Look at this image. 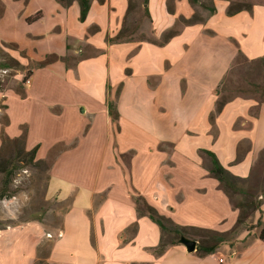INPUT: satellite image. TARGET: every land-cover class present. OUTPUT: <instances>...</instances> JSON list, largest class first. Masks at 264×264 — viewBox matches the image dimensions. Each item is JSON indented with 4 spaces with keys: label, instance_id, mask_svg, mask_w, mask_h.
<instances>
[{
    "label": "crops",
    "instance_id": "obj_1",
    "mask_svg": "<svg viewBox=\"0 0 264 264\" xmlns=\"http://www.w3.org/2000/svg\"><path fill=\"white\" fill-rule=\"evenodd\" d=\"M208 5L213 14H201L190 0H173L171 6L168 0H148L154 39L194 12L203 19L180 26L178 34L158 46L106 41L119 32L127 0H90L83 23L77 1L64 8L46 0L44 17L54 15V28L65 33L67 50L45 66L8 53L24 70L9 76L0 90V118L6 119L0 123V146L2 130L10 139L26 130L25 150L37 146L36 160L48 163L46 200L70 204L59 228L34 220L0 226V264H35L43 244L48 246L46 264H264L262 238L248 240L252 233L247 232L233 249L223 245L198 255L177 243L158 253L160 227L137 215L132 198L142 197L182 228L225 232L237 220V211L209 172L205 151L232 175L247 178L264 148V104L251 116L254 98L236 97L210 118L216 89L238 52L249 60L264 59V4L233 16L226 14L229 0ZM203 44L209 50L222 47L220 64L210 75L196 76L190 61L197 57L195 47ZM117 54L123 62L113 79ZM27 69L32 75L22 83ZM108 101L115 103L116 123ZM242 143L245 151L235 162ZM261 217L264 229V203ZM257 239L262 248L255 245Z\"/></svg>",
    "mask_w": 264,
    "mask_h": 264
},
{
    "label": "trees",
    "instance_id": "obj_2",
    "mask_svg": "<svg viewBox=\"0 0 264 264\" xmlns=\"http://www.w3.org/2000/svg\"><path fill=\"white\" fill-rule=\"evenodd\" d=\"M23 1L25 4L28 0H17ZM64 8H68L74 0H56ZM79 6V22L83 23L86 20L88 12L90 10V0H75ZM103 1V0H99ZM193 4H198L201 9L207 11L209 14H213L215 9L210 7L205 2H200L199 0H190ZM173 0H168V5L171 6ZM148 0H127V9L124 16L121 28L119 32L113 38H107L106 41L110 43H120L126 41L137 40L138 42H150L152 44L162 46L166 44L172 37L179 33L180 26L193 25L198 22H202L203 19L199 16L197 12H194L191 18L184 19L180 18L177 25L164 33L159 39H154L152 36L147 37L145 34H139L136 38L133 35L135 34L134 30L138 28L136 25V20H132L130 23V18L138 16V22L144 23L147 26L151 25L150 15L148 12ZM252 4H245L242 2L229 0V5L226 10L228 16H233L241 11H251ZM169 8V6H168ZM170 9V8H169ZM3 13V6L0 1V16ZM42 18L41 12H36L33 16L25 19L27 24L36 22ZM135 22V23H134ZM152 34V31H151ZM16 50L17 47L15 44L1 45L0 44V69L9 70L5 76L0 77V90H3L6 87L9 76L15 75L16 72L24 70L20 63L8 54L5 49ZM20 56L22 57L21 53ZM58 60L56 55H49L39 63V66H45L50 63H53ZM247 64L250 68V73H256L261 77V83L250 84L249 88L254 95L247 96L254 98L257 101V106L255 111H251L250 115L255 116L258 112L259 106L264 104V59L249 60L241 52H238L234 61L223 77L222 81L216 89V94L218 96L215 103V110L212 116L210 117L213 120V117L221 112L223 107L236 97H241L237 94L239 92L238 88H223L225 82L228 78L234 74V71L239 65ZM32 75L31 69L26 70V74L23 77L22 83L26 81ZM222 89V90H221ZM224 91V92H223ZM234 93V94H233ZM258 95V97H256ZM108 114L112 123H116L118 120V113L116 111L115 103L108 101L107 104ZM0 123L3 125L6 123L5 118H0ZM26 137V130L22 131V134L15 139H10L5 136L3 130L1 132V146H0V210L1 203L12 199L18 192L20 187V181L17 183L16 178L17 174L27 167H41V165H46L48 169V163L45 161L36 160V151L37 146L26 151L24 147ZM246 148L249 149V145L246 144ZM4 150H8L9 155L7 157H1V153ZM245 151L243 148V143L240 144L238 148V154L235 159V162H239L242 158V153ZM207 156L210 158L211 167L210 174L214 177L218 183L219 188L224 192L228 198L230 205L234 210L237 211V220L234 226L225 232H215V231H206L202 229L194 228H182L175 225L170 219L160 215L153 207L149 206L145 200L138 196L132 194V198L136 205V212L138 216H148L152 221H154L161 230V239L160 244L158 245L156 251L158 253H163L164 250L170 246L178 243L180 236H185L189 239L195 240L197 242L196 253L198 255H206L215 253L218 248L223 245H227L230 249H233L235 246L239 235L242 232L250 233L252 229L260 228V237H263L264 229L262 228V204L264 203V148L260 151L258 160L256 164L252 167L250 174L247 178H239L232 175L227 171L219 162L215 154L209 151H205ZM44 194H46V186ZM51 201L59 204L60 206H65L70 204L68 201H57L56 198ZM51 201L47 200L46 203ZM44 202V199H43ZM44 205V203H43ZM48 209L40 208L35 210L32 214H29L27 218L20 222L24 221H39L48 226L47 222L44 221V217L47 216ZM256 214H258L256 216ZM54 218V215L51 214ZM50 215V216H51ZM254 216H256L255 223H251ZM61 218L58 220V224L52 225L51 228H59ZM251 223V224H250ZM16 224V223H11ZM10 225V224H7ZM50 227V226H49ZM48 255V246L43 244L39 249L38 261L35 264H46L45 259Z\"/></svg>",
    "mask_w": 264,
    "mask_h": 264
},
{
    "label": "rangeland",
    "instance_id": "obj_3",
    "mask_svg": "<svg viewBox=\"0 0 264 264\" xmlns=\"http://www.w3.org/2000/svg\"><path fill=\"white\" fill-rule=\"evenodd\" d=\"M3 6V13L0 16V44L9 45L15 44L17 49L11 50L6 48L5 51L12 53L13 56L22 55V58L30 61L32 64H37L45 60L49 55L64 56L67 50V39L63 32H59L55 27V17L54 15H48L45 13L44 17V6H46V0H28L25 4L23 1L17 0H0ZM200 2H205L211 4V0H199ZM237 2H242L245 4H264V0H232ZM37 11L42 13V18L36 22L27 24L25 19L31 15H34ZM201 14H205V10L198 9ZM138 16L130 18L129 22L136 20V25L138 28L134 30L135 37L137 38L139 34H145L147 37L151 36L152 28L144 23L138 22ZM135 23V22H134ZM95 43H99L98 39ZM201 44V41H200ZM206 44H203L200 49L195 47L193 55L197 57L190 61V67L192 74L198 75H210L211 71L216 69L219 62V57L222 47H216L215 49H210L207 47L204 49ZM73 50L75 47L70 46ZM199 48V46H198ZM201 49H204L200 52ZM200 52L199 56L198 53ZM10 53V54H11ZM21 57V56H20ZM114 72H112V78L118 75L119 69L122 66L123 60L120 55L117 54L113 59ZM219 62V63H218ZM54 63V62H53ZM53 63H50L53 64ZM49 65V64H48ZM193 66V67H192ZM247 64H241L234 71L231 78L225 82L223 88H238V95L247 97L254 95L250 90V84L261 83V77L256 73H250ZM53 71L62 76L64 73L53 67ZM22 77L25 76L26 72L22 71ZM21 77V78H22ZM15 79L13 78V80ZM113 81V80H112ZM222 90V89H221ZM224 92V91H223ZM234 94V93H233ZM258 97V95H256ZM60 126V125H59ZM10 151L4 150L1 153V157H7ZM48 169L46 165H41V167H27L21 170L17 174L16 181H20L19 192L10 200H6L1 203L2 207L0 210V226H4L11 223H19L32 214L35 210L40 208L48 209L47 216L44 217V221L47 222L48 226L46 228H51L52 225L58 224L62 210L65 206H60L59 204L51 201L46 203V194H44L45 186L47 183ZM44 199V202H43ZM44 203V205H43ZM54 215V218L52 215ZM51 215V216H50ZM258 214H256L257 216ZM256 216H254L251 223H255ZM250 223V224H251ZM50 226V227H49ZM242 232V234H244ZM251 237L247 236L248 240L258 237L260 235V228L252 229ZM241 234V235H242ZM241 238L242 236L239 235ZM244 241V240H242ZM256 246L262 248L263 243L258 239L255 241ZM230 256H228L229 258Z\"/></svg>",
    "mask_w": 264,
    "mask_h": 264
},
{
    "label": "water",
    "instance_id": "obj_4",
    "mask_svg": "<svg viewBox=\"0 0 264 264\" xmlns=\"http://www.w3.org/2000/svg\"><path fill=\"white\" fill-rule=\"evenodd\" d=\"M178 243L185 248L187 253H193L196 251L197 242L195 240L189 239L185 236H180L178 239Z\"/></svg>",
    "mask_w": 264,
    "mask_h": 264
},
{
    "label": "built area",
    "instance_id": "obj_5",
    "mask_svg": "<svg viewBox=\"0 0 264 264\" xmlns=\"http://www.w3.org/2000/svg\"><path fill=\"white\" fill-rule=\"evenodd\" d=\"M8 72H9V70H1L0 69V75L7 74ZM26 83H29V78L26 79ZM58 236H60V233L58 234ZM262 241L264 242V235L262 237ZM263 251H264V248H263ZM219 262L221 263L222 259H219Z\"/></svg>",
    "mask_w": 264,
    "mask_h": 264
},
{
    "label": "bare ground",
    "instance_id": "obj_6",
    "mask_svg": "<svg viewBox=\"0 0 264 264\" xmlns=\"http://www.w3.org/2000/svg\"><path fill=\"white\" fill-rule=\"evenodd\" d=\"M264 235V234H263Z\"/></svg>",
    "mask_w": 264,
    "mask_h": 264
}]
</instances>
